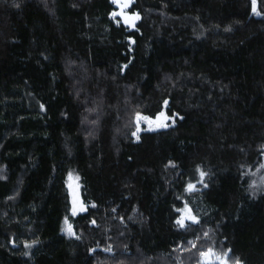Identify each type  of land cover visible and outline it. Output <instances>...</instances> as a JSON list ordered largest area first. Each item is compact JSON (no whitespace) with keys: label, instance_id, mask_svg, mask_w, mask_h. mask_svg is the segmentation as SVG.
Instances as JSON below:
<instances>
[{"label":"trees","instance_id":"obj_1","mask_svg":"<svg viewBox=\"0 0 264 264\" xmlns=\"http://www.w3.org/2000/svg\"><path fill=\"white\" fill-rule=\"evenodd\" d=\"M115 8L0 0V264H197L211 236L264 264V15L134 0L133 29ZM160 111L174 125L135 140L136 114ZM200 169L207 187L186 191ZM69 174L88 206L75 216ZM185 203L200 222L180 228Z\"/></svg>","mask_w":264,"mask_h":264},{"label":"snow or ice","instance_id":"obj_2","mask_svg":"<svg viewBox=\"0 0 264 264\" xmlns=\"http://www.w3.org/2000/svg\"><path fill=\"white\" fill-rule=\"evenodd\" d=\"M111 3L116 6V9L111 12V17L116 20V23L120 24V19H117V17L122 18L123 23L133 29L136 28V22L141 19V16L139 12H133L129 13L127 9L131 6L132 0H111ZM251 11L255 15H264L259 10L258 6V0H251ZM138 30V29H137ZM134 43V41H133ZM124 67H127L125 65ZM164 107L167 108L168 101L165 100ZM176 116H169L166 114L165 111L158 112L155 117L144 115L141 113H137L135 116L136 120V131L132 133L133 136L136 137L137 140H139V132L141 131V122H145L148 125V130H155L158 128H167L169 127V124L167 121L171 120L172 123H175ZM180 119H183V117H180ZM175 167V165H173ZM262 168H264V164L261 165ZM207 176V173L204 172L202 169L199 170V180L196 183L189 182L186 187V191L188 192H194L197 191V183L203 184L204 178ZM73 177L71 174H69V184L68 187L71 191V213L73 216L77 215L78 213L86 212L88 210V206L84 203V201L81 199V195L79 192V184H73L72 181ZM79 179L78 177L76 178ZM204 187H207L206 184H203ZM254 187V185H253ZM95 207V205H93ZM177 211L180 213V216L176 219V225L180 228H186L188 225V222H191L193 224H199L200 219L198 216H196L192 210V208L185 203L183 208L177 209ZM65 228L63 231L67 232L70 236H75L77 239H80L79 236L76 235V232L74 231L73 225L69 223L68 218L65 217L64 219ZM92 224H96V221L93 220ZM204 236L207 237L208 233H204ZM33 243H36L33 241ZM191 244L192 248H196L195 242H189ZM28 247H31V245H26ZM112 249L111 247L105 248L104 251L110 252ZM184 250H190V249H184ZM95 251V249H93ZM231 253V249H227L223 252H218L213 247H208L202 251L199 252L200 261L199 264H242V261H240L238 258H236L234 261L229 259Z\"/></svg>","mask_w":264,"mask_h":264},{"label":"rangeland","instance_id":"obj_3","mask_svg":"<svg viewBox=\"0 0 264 264\" xmlns=\"http://www.w3.org/2000/svg\"><path fill=\"white\" fill-rule=\"evenodd\" d=\"M134 0H132V2H133ZM116 7V6H115ZM116 9V8H115ZM127 11L131 14V13H133V12H131L130 10H129V8L127 9ZM117 19H120V21L123 23V20H122V18H120V17H117ZM137 23H138V21L136 22V25H137ZM129 27V26H128ZM131 28V27H130ZM86 110H87V114H90V117H89V120H94V119H98L99 117H97L96 115L95 116H93V114H98V113H96L95 111H93L92 110V108H91V103L90 102H88L87 104H86ZM145 115V114H144ZM85 122H87V119H85ZM167 123L169 124V126H171V125H174L173 123H172V121L171 120H169V121H167ZM140 127H141V131L139 132V135H140V133L142 132V131H144V130H146V131H156V130H159V129H164V128H158V129H155V130H148V125H147V123H145V122H141V125H140ZM136 131V130H135ZM134 139L135 140H137L136 139V137L134 136ZM74 185L75 184H78L77 183V181H76V179H72V181H71ZM69 191H70V189H69ZM70 193H71V191H70ZM68 221H69V223H71L70 222V220L68 219ZM65 228V223H63V229ZM64 233H65V235H68L67 234V232H65V231H63ZM209 233V232H212V229L211 228H209V227H206L205 228V233ZM68 236H70V235H68ZM213 240H214V237H212L211 236V242H210V244H209V246L208 247H213V248H215L216 249V245L213 243ZM207 247V248H208ZM217 250V249H216ZM218 251V250H217ZM105 252H108V251H105ZM113 252V250H111L110 252H108V253H112ZM219 252V251H218ZM197 264H199V262L197 263Z\"/></svg>","mask_w":264,"mask_h":264}]
</instances>
